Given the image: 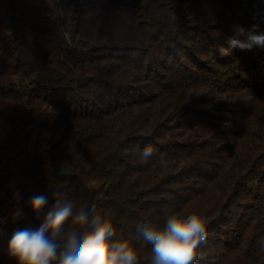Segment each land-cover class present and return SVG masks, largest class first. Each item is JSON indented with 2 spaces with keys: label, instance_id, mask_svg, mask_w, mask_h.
<instances>
[{
  "label": "trees",
  "instance_id": "1",
  "mask_svg": "<svg viewBox=\"0 0 264 264\" xmlns=\"http://www.w3.org/2000/svg\"><path fill=\"white\" fill-rule=\"evenodd\" d=\"M253 35L264 0H0V264H16L9 240L42 224L56 191L74 211L95 205L139 264L152 253L138 227L174 212L207 221L196 264H264Z\"/></svg>",
  "mask_w": 264,
  "mask_h": 264
},
{
  "label": "clouds",
  "instance_id": "2",
  "mask_svg": "<svg viewBox=\"0 0 264 264\" xmlns=\"http://www.w3.org/2000/svg\"><path fill=\"white\" fill-rule=\"evenodd\" d=\"M249 44L264 45V36L249 37ZM236 46L237 41H230ZM243 46V45H241ZM156 152L149 144L140 152L139 162L147 163ZM62 174L67 169H60ZM54 204L46 212L37 229L16 230L9 240L8 256L16 264H139L137 250L127 241H115L113 224L96 214L95 205L74 211V202L53 192ZM31 208L39 214L48 204V197L33 196ZM71 218L77 228L64 230ZM138 229L151 245V264H196L198 250L208 241L207 221L196 213L174 212L166 216L162 227L147 224ZM264 247V240H262Z\"/></svg>",
  "mask_w": 264,
  "mask_h": 264
},
{
  "label": "rangeland",
  "instance_id": "3",
  "mask_svg": "<svg viewBox=\"0 0 264 264\" xmlns=\"http://www.w3.org/2000/svg\"><path fill=\"white\" fill-rule=\"evenodd\" d=\"M4 133L3 129H2V126L0 125V136H2Z\"/></svg>",
  "mask_w": 264,
  "mask_h": 264
},
{
  "label": "water",
  "instance_id": "4",
  "mask_svg": "<svg viewBox=\"0 0 264 264\" xmlns=\"http://www.w3.org/2000/svg\"><path fill=\"white\" fill-rule=\"evenodd\" d=\"M64 169H67V173H70V169L69 168H65V167H63Z\"/></svg>",
  "mask_w": 264,
  "mask_h": 264
}]
</instances>
